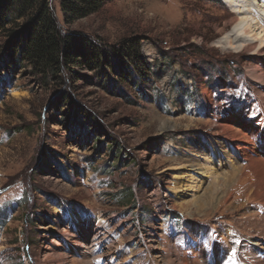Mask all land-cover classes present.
<instances>
[{
    "label": "rangeland",
    "instance_id": "1",
    "mask_svg": "<svg viewBox=\"0 0 264 264\" xmlns=\"http://www.w3.org/2000/svg\"><path fill=\"white\" fill-rule=\"evenodd\" d=\"M228 1L112 0L66 21L47 0L63 34L135 40L148 71L120 85L106 65L59 81L0 68V264H196L207 244L219 264H264V176L226 149L240 106L263 113L258 58L228 49L239 27L225 26L239 6L264 19V0ZM8 41L0 30V57ZM68 96L102 129L77 125Z\"/></svg>",
    "mask_w": 264,
    "mask_h": 264
},
{
    "label": "trees",
    "instance_id": "2",
    "mask_svg": "<svg viewBox=\"0 0 264 264\" xmlns=\"http://www.w3.org/2000/svg\"><path fill=\"white\" fill-rule=\"evenodd\" d=\"M110 1L112 0H60V9L62 13L69 14L66 21L83 19L100 11ZM0 30H3L9 40L1 49L0 68L3 73L12 66L23 63L42 79L50 74L53 81H57L61 69L69 65L99 69L103 76L106 65L117 74L120 81L117 79L116 84L121 85L124 82L135 84L148 71V65L143 62L135 40L124 41L117 47L105 49L84 36L63 34L47 0H0ZM63 82L61 79L62 84ZM106 82L108 87L115 89L113 79L109 78ZM62 104L67 112L71 111L69 115L74 117L77 125H85L86 121L99 130L102 129L89 113L72 103L69 96L62 98Z\"/></svg>",
    "mask_w": 264,
    "mask_h": 264
},
{
    "label": "bare ground",
    "instance_id": "3",
    "mask_svg": "<svg viewBox=\"0 0 264 264\" xmlns=\"http://www.w3.org/2000/svg\"><path fill=\"white\" fill-rule=\"evenodd\" d=\"M222 1L229 2L228 0ZM246 11L242 10V6H239L236 11H233L236 16L230 17L225 24V26L231 25L239 27L234 40H229L227 42L228 49H233V52L238 54L242 52L247 53L248 55L253 56V58H260L264 62V19L261 15L254 11ZM260 11L264 12V8H261ZM233 42H237L236 44L239 45L238 48L233 47ZM258 59L254 60V64L247 69L246 74L251 78V80L259 83L262 87L261 91L259 90V96L261 98H259L257 102H259V105H261V107L263 108V113L259 111L260 113H255L252 116L250 115L252 113L251 106L247 109L246 107L240 106L239 111L237 113V118L240 121H243L242 123L243 126L246 127V130H244L243 128L241 130H231V135L229 139H227L226 149H228L229 153L230 151L232 152V155L235 159L240 160L243 163L246 162L247 168L249 170H254V172L256 171L257 173H260L264 176V64L261 65V60ZM205 158H207L206 161H209L210 159L218 160V155L213 152L210 156ZM239 169L240 168H238L237 170L238 172ZM193 170H195L198 175L202 177L209 175L212 178H215V175L217 173L216 167L209 169L208 172L206 166ZM104 226V221H101V219L96 220V228L99 227L100 229H102ZM94 232L96 233L97 231ZM206 246H202L201 253L199 254L200 256L196 258L197 262L195 263L198 264L200 262V264H209L211 262L212 264H219L222 261V259L218 257L220 256L221 248H219L220 250L218 249V251L216 252L213 250L210 253L206 250H210L208 248L211 247V245L207 244ZM205 251L208 253L207 255H205ZM117 253H119L121 257L124 255V252H122L120 248ZM254 261H256L258 264L261 262V260ZM153 262L155 261H150V263ZM126 263L127 262H124V264ZM164 264L175 263L174 260L168 259L167 261H164Z\"/></svg>",
    "mask_w": 264,
    "mask_h": 264
}]
</instances>
